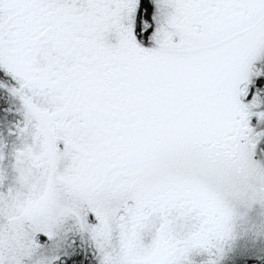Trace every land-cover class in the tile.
Returning a JSON list of instances; mask_svg holds the SVG:
<instances>
[{
    "label": "snow or ice",
    "instance_id": "6c2138e0",
    "mask_svg": "<svg viewBox=\"0 0 264 264\" xmlns=\"http://www.w3.org/2000/svg\"><path fill=\"white\" fill-rule=\"evenodd\" d=\"M0 264H264V0H0Z\"/></svg>",
    "mask_w": 264,
    "mask_h": 264
}]
</instances>
